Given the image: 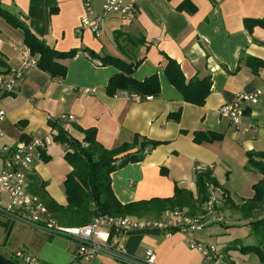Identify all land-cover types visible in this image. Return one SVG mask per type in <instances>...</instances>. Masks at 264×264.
<instances>
[{"label":"crops","instance_id":"0c3cea01","mask_svg":"<svg viewBox=\"0 0 264 264\" xmlns=\"http://www.w3.org/2000/svg\"><path fill=\"white\" fill-rule=\"evenodd\" d=\"M0 1L21 12L30 29L52 47L78 50L73 58L59 60L68 68L65 77L53 78L34 67L18 81L12 94L0 93V109L6 111L0 122L4 132L0 147L53 136L57 130L50 125L49 116L55 121L60 115L73 114L75 121L59 124L81 140L83 129L95 127L98 141L108 149L130 144L128 152H134L144 141L157 143L146 147L142 160L111 174L114 192L123 203L171 197L176 187L197 197L198 164L212 166L211 174L226 192L219 204L222 214L236 209L232 202L241 205L254 196V184L264 177L250 167L248 158L249 151L264 152V64L257 69L258 61L264 62V26L248 25L245 20H264V0H138L134 19L113 15L103 23L100 36L87 28L78 31L84 14L82 0ZM105 1L94 0L95 8L100 10ZM184 3L187 6L180 8ZM192 5L195 11H190ZM23 45L22 30L0 17V51L8 67L21 65ZM88 51L98 56L90 59ZM103 55L136 64L133 76L138 80L157 74L160 94L139 101L126 98L124 90L110 94L109 80L121 69L96 64L94 59L102 62ZM168 57L180 64L188 81L211 79L203 105L187 102L168 81ZM257 89L262 90L260 100L247 107L241 123L236 125L221 115V106L237 93ZM195 131L224 137L197 142ZM67 147L53 141L46 149L51 159H36L29 172V179L35 174L46 194L63 206L68 203L65 181L73 170L65 158ZM2 163L0 157V168ZM236 210L242 219L241 211ZM209 235L212 233L201 230L195 233L201 241ZM124 245L130 256L141 260L147 250H153L155 264H204L201 251L191 248L181 231L139 227L126 233ZM17 249L37 257L38 264H127L106 254L88 261L78 259L75 242L0 212V254L17 264H28L14 255Z\"/></svg>","mask_w":264,"mask_h":264},{"label":"trees","instance_id":"16d2710c","mask_svg":"<svg viewBox=\"0 0 264 264\" xmlns=\"http://www.w3.org/2000/svg\"><path fill=\"white\" fill-rule=\"evenodd\" d=\"M186 6L187 4L184 3L180 8ZM192 7L190 11H195L196 7L194 5ZM0 17L6 20L12 27L22 30L24 44L29 48L32 55L38 58L37 67L50 73L53 78H63L66 76L68 68L59 60L73 58L78 54L77 49L60 51L52 47L30 29L25 20L22 19L21 12L10 10L1 1ZM245 23L248 25L260 24L264 26L263 19H246ZM88 53L92 57L98 56L92 51H88ZM101 59L102 64H113L121 69L119 73L109 80L107 90L110 94L114 95L118 90L136 92L143 96L160 94L161 85L157 74H153L144 80H138L133 76L136 64H127L121 59L110 55H103ZM263 64V61H258L257 69ZM11 69L7 66L0 51V75L10 73ZM253 69L257 70L255 66ZM165 75L168 81L182 93L187 102L198 105H203L206 102L212 85L210 78H195L188 81L180 64L171 57H168ZM0 93L3 96L12 94V92L1 90ZM59 123L61 122L58 120L50 121V125L57 130V133L53 135L54 141L68 146L65 158L73 167V170L68 174L65 181L68 203L66 206L59 205L54 199L50 198L46 194L44 186L39 184L35 174H30L32 182H30L29 188L31 192L42 198L53 217L63 225H83L90 222L94 217L105 214L131 216L138 219L147 217L158 220L166 211H173L177 208H188L189 213L197 214L203 209L205 202L209 199L210 192L207 183L213 182L219 185L218 181L212 177L211 171H202L196 177L198 186L197 197L188 189L176 187L175 194L171 197L123 203L114 192L111 174L130 162L142 160L146 147L149 145L155 146L157 143L150 140L144 141L141 143V148L134 152H128L132 147L130 144L108 149L98 141L97 129L95 127L83 129L82 131L85 136L81 140L73 136ZM223 137V134L217 132H194V140L197 142L204 140L214 141ZM41 156L45 161L51 159V156L46 151H42ZM248 158L250 167L257 168L264 174V152L249 151ZM253 188L255 194L251 199L245 200L241 205L233 202L230 205L232 208L240 210L243 217L250 221L251 229L254 234L261 237L260 241L262 245H244L239 241H235L233 244H229L226 251L255 252L260 258L264 259V177L254 184ZM224 253L226 254L225 251ZM122 261L132 264L129 261Z\"/></svg>","mask_w":264,"mask_h":264},{"label":"built area","instance_id":"2783aa9c","mask_svg":"<svg viewBox=\"0 0 264 264\" xmlns=\"http://www.w3.org/2000/svg\"><path fill=\"white\" fill-rule=\"evenodd\" d=\"M82 2L84 14L78 31L87 28L96 36L101 35L103 23L109 17L119 15L125 20H132L138 12V0H106L100 10L95 8L94 0H82ZM20 54L22 56L21 65L12 68L10 73L0 75L1 91L13 92L18 81L24 78L32 68L37 67L38 58L32 55L26 45L22 46ZM86 56L92 58L89 53H86ZM94 62L102 64L96 59ZM261 95V89L237 93L231 102L221 106L220 113L237 125L241 123L247 107L258 103ZM124 96L134 101L143 99V95L136 92L126 91ZM145 98L152 99L153 95H147ZM5 116L6 111L0 109V122ZM57 120L64 123L75 121L76 117L73 114H63ZM49 121H53L51 116H49ZM3 134L0 125V137ZM53 141V136L47 135L31 140L22 139L0 147V157L3 161L0 168V212L75 242L77 244L75 256L84 261L106 254L134 263L124 258V255H129L125 249L124 236L139 227L157 226L168 232H183L189 246L201 251L204 264H234L215 244L203 242L195 236L197 231L211 224L225 222L224 217L219 215L216 209L226 196V192L220 185L213 182L207 183L210 192L209 199L205 202L203 210L197 214L189 213V209L186 208H177L173 211H166L158 220H142L131 216L105 214L96 216L83 225L61 224L53 217L42 198L31 192L29 188V172L34 161L42 157V151H46ZM211 169L212 166L196 165V170L199 172L211 171ZM212 177L214 176L212 175ZM13 253L18 259H22L28 264H38L37 257L26 254L23 250L17 249ZM155 260L156 256L151 249L147 250L146 257L142 259L147 264H155Z\"/></svg>","mask_w":264,"mask_h":264},{"label":"rangeland","instance_id":"374dc122","mask_svg":"<svg viewBox=\"0 0 264 264\" xmlns=\"http://www.w3.org/2000/svg\"><path fill=\"white\" fill-rule=\"evenodd\" d=\"M217 207L216 212L224 217V223H214L201 230L202 233H212L203 242L215 244L219 249L226 251L229 244H233L235 241H239L244 245H262L261 237L253 233L251 229L250 221L245 218L239 219L237 216V210H227L219 212ZM203 210V209H201ZM200 210V211H201ZM199 211V212H200ZM153 220V218H149ZM220 229H223L222 234H215ZM212 236V237H211ZM207 240V241H206ZM226 253L235 264H264V259L255 252H241L240 250H229Z\"/></svg>","mask_w":264,"mask_h":264},{"label":"water","instance_id":"95a60500","mask_svg":"<svg viewBox=\"0 0 264 264\" xmlns=\"http://www.w3.org/2000/svg\"><path fill=\"white\" fill-rule=\"evenodd\" d=\"M124 258H127L128 260L136 263V264H147L145 262H143L142 260L136 258V257H132L130 255H124ZM0 264H17V263H14L13 261H10L9 259L5 258L4 256H2L0 254Z\"/></svg>","mask_w":264,"mask_h":264}]
</instances>
